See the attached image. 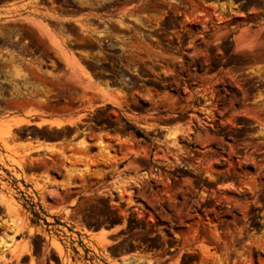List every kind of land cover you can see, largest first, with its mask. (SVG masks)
Here are the masks:
<instances>
[{"label": "rangeland", "instance_id": "rangeland-1", "mask_svg": "<svg viewBox=\"0 0 264 264\" xmlns=\"http://www.w3.org/2000/svg\"><path fill=\"white\" fill-rule=\"evenodd\" d=\"M0 202V264H264V0L0 14Z\"/></svg>", "mask_w": 264, "mask_h": 264}, {"label": "crops", "instance_id": "crops-1", "mask_svg": "<svg viewBox=\"0 0 264 264\" xmlns=\"http://www.w3.org/2000/svg\"><path fill=\"white\" fill-rule=\"evenodd\" d=\"M34 0H8L5 2H0V14H3V12L6 11H10V10H18V11H23L25 10L28 6H30L33 3ZM27 108H23L20 110L15 111V113H12V115H16L19 118H27L29 117L26 113ZM33 118V117H31ZM40 118V117H38ZM42 118H47V119H55L56 117L53 116H44ZM36 122V121H35ZM20 143H22L23 145H25L27 148H29L32 152H50L52 148H56V146L59 145V141H54V140H47V139H26L24 138L23 140L19 141ZM21 182L26 184V188L28 189H34V184H35V177L34 178H30L28 175V178H24L21 177L20 178ZM0 206H1V202H0ZM3 210H2V216L0 217V220L2 219H8L11 217V213H8L6 208L4 206ZM56 209V208H55ZM2 224L0 223V228H1ZM14 229L11 231L10 229H7V232H13ZM27 232V231H26ZM37 230H34V234L37 233ZM100 233V230H95L93 231L91 234H82L84 237L86 238H90L93 236H96ZM5 236L0 235V244H2V240L6 243H8L10 241V236H15V241L18 240V237L16 238V236H19L20 233H14L13 235L9 234V233H5ZM81 234V231H80ZM90 253L93 254V250L89 251ZM23 255L27 254V251H24L22 253ZM128 257V259L130 260L131 263H133L134 261H141L143 262V264H147L146 261L149 260H153V262L155 263L156 258H154L153 255H150L147 252H142V251H137L134 249H130L127 250L126 252L119 254L118 257L116 258H120V257ZM94 261V260H92ZM101 263L103 264H111L109 262H107L105 259H101Z\"/></svg>", "mask_w": 264, "mask_h": 264}, {"label": "bare ground", "instance_id": "bare-ground-1", "mask_svg": "<svg viewBox=\"0 0 264 264\" xmlns=\"http://www.w3.org/2000/svg\"><path fill=\"white\" fill-rule=\"evenodd\" d=\"M25 119L24 118H21L17 121V123H20V122H23ZM71 120H62V119H45V118H40L38 121H36L35 123L37 124H48V125H53V126H60L62 124H65V123H70ZM82 142V139L79 138L78 140L75 141V143L78 145V144H81ZM1 243V242H0Z\"/></svg>", "mask_w": 264, "mask_h": 264}, {"label": "trees", "instance_id": "trees-1", "mask_svg": "<svg viewBox=\"0 0 264 264\" xmlns=\"http://www.w3.org/2000/svg\"><path fill=\"white\" fill-rule=\"evenodd\" d=\"M130 129L133 131V133L135 134V136L147 140L146 136L143 134V132L141 130L136 129L134 127H130Z\"/></svg>", "mask_w": 264, "mask_h": 264}]
</instances>
